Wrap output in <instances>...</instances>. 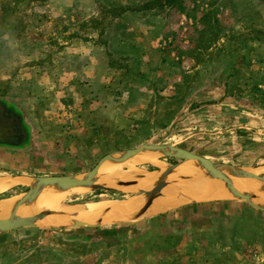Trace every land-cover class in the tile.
<instances>
[{
	"label": "rangeland",
	"instance_id": "1",
	"mask_svg": "<svg viewBox=\"0 0 264 264\" xmlns=\"http://www.w3.org/2000/svg\"><path fill=\"white\" fill-rule=\"evenodd\" d=\"M155 1L0 0V101L27 131L0 144V176L82 173L145 143L264 164V0ZM123 191L69 202L138 194ZM0 264H264V212L232 200L103 229L22 228L0 236Z\"/></svg>",
	"mask_w": 264,
	"mask_h": 264
},
{
	"label": "bare ground",
	"instance_id": "2",
	"mask_svg": "<svg viewBox=\"0 0 264 264\" xmlns=\"http://www.w3.org/2000/svg\"><path fill=\"white\" fill-rule=\"evenodd\" d=\"M148 159L154 161L159 168L151 171H137V163L148 161ZM121 165L106 166L95 175L94 180L106 188L133 190L138 193L136 196L129 199L120 198L115 201L72 203L69 202L72 197L83 193L84 188H64L51 184L41 187L33 205L25 204L19 207L14 217L31 219L39 211L47 209L50 213L38 222L40 225L64 227L73 225L75 221L95 225L134 220L144 210V215H149L167 211L190 201H209L233 197L221 178L211 176L196 160L191 159L169 171L166 186L161 194L153 200L151 206L146 209V197L138 190L151 191L160 183L163 173L170 170L169 165L159 159L154 152H143L126 162L125 167ZM220 169L224 173H231L229 177L237 190L249 193V196L256 203L264 205L262 181L232 173L233 169L229 167H221ZM244 169L256 175L264 176V164L248 166ZM13 183L32 185L33 179L28 175L0 176V190H4ZM23 195L21 193L0 199V220Z\"/></svg>",
	"mask_w": 264,
	"mask_h": 264
},
{
	"label": "water",
	"instance_id": "3",
	"mask_svg": "<svg viewBox=\"0 0 264 264\" xmlns=\"http://www.w3.org/2000/svg\"><path fill=\"white\" fill-rule=\"evenodd\" d=\"M143 152H154L158 156L159 159H176L177 162L173 164H169L170 170L163 173L161 181L158 185H156L151 191H140L139 193L144 195L146 197L145 201V208L151 206L153 200L161 194V191L166 186L167 183V177L169 174V171L174 169L175 167L180 166L184 161L194 159L196 160L201 167H203L207 172L213 176V177H219L224 182L226 188L228 191L233 195L232 198L229 199H219V200H209V201H190L187 203L180 204L172 209H169L164 212L144 215L145 210L137 216L134 220L130 221H117L113 223H99V224H88L83 221H75L73 225L70 226H64V227H53V226H43L40 225L38 222L42 221L50 212L47 209H43L42 211H39L36 213L31 219H24L22 217H14L16 214V211L19 209V207L28 204L33 205L39 190L41 187L46 185L55 184L60 187L64 188H84L85 191H99V190H105V191H111V192H118V193H128L123 191V189H114V188H106L103 185L96 183L94 180V177L96 174H98L103 168L109 165H116V164H122L121 166L125 167L124 164L133 158L139 156ZM221 167H229L233 169L232 173L238 174V175H245L249 176L255 179H259L263 182V190H264V176L262 175H256L254 173H251L247 169H244L246 167H241L238 165H231V164H225L222 162L213 161L207 157H204L202 155H199L197 153L191 152L185 148L178 147L175 145H166V144H156V143H145L139 147L131 148V149H125V150H118L113 151L104 157H102L98 163L89 171L72 174V175H63V176H30L33 179L32 185L28 186L27 190L23 192V197L19 199L10 209L9 212L6 213V215L3 217V219L0 220V236L5 235L11 231H15L22 228H48V229H76V228H97V227H104V226H114V225H122V224H135L139 222H144L153 216L165 214L171 211L179 210L187 206L191 205H197V204H207V203H215V202H225V201H232V200H239L247 202L251 205V207H254L255 209H258L260 211L264 212V205H260L254 201V199L249 196V193L241 192L237 190L229 177L231 173H224L221 171ZM29 176V175H28ZM133 192L128 193L132 194Z\"/></svg>",
	"mask_w": 264,
	"mask_h": 264
},
{
	"label": "flooded vegetation",
	"instance_id": "4",
	"mask_svg": "<svg viewBox=\"0 0 264 264\" xmlns=\"http://www.w3.org/2000/svg\"><path fill=\"white\" fill-rule=\"evenodd\" d=\"M27 139V131L21 114L0 101V144L22 146Z\"/></svg>",
	"mask_w": 264,
	"mask_h": 264
},
{
	"label": "trees",
	"instance_id": "5",
	"mask_svg": "<svg viewBox=\"0 0 264 264\" xmlns=\"http://www.w3.org/2000/svg\"><path fill=\"white\" fill-rule=\"evenodd\" d=\"M164 3L167 4L169 7L176 8L178 5L183 3V0H157V1L153 2L152 4L151 3L147 4V6L153 7L155 5L158 6L159 4L162 5ZM215 203H218V202H215ZM207 204H210V203H207ZM201 205H205V204H201ZM187 207H190V206H187ZM184 208H186V207H184ZM122 225H125V224H122ZM114 226H117V225H114ZM107 227H109V226L97 227L95 229H103V228H107ZM73 236L75 237V235H73Z\"/></svg>",
	"mask_w": 264,
	"mask_h": 264
},
{
	"label": "crops",
	"instance_id": "6",
	"mask_svg": "<svg viewBox=\"0 0 264 264\" xmlns=\"http://www.w3.org/2000/svg\"><path fill=\"white\" fill-rule=\"evenodd\" d=\"M242 167V166H241Z\"/></svg>",
	"mask_w": 264,
	"mask_h": 264
}]
</instances>
